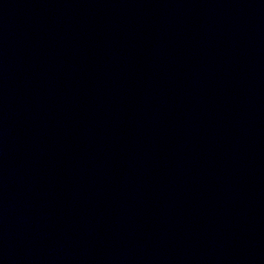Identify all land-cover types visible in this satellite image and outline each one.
<instances>
[{
	"label": "water",
	"instance_id": "95a60500",
	"mask_svg": "<svg viewBox=\"0 0 264 264\" xmlns=\"http://www.w3.org/2000/svg\"><path fill=\"white\" fill-rule=\"evenodd\" d=\"M0 264H264V0H0Z\"/></svg>",
	"mask_w": 264,
	"mask_h": 264
}]
</instances>
